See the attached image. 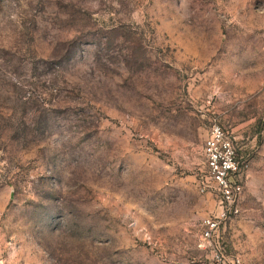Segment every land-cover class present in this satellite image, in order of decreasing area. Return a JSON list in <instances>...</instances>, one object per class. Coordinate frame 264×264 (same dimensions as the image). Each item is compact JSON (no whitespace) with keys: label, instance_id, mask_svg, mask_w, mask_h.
<instances>
[{"label":"rangeland","instance_id":"1","mask_svg":"<svg viewBox=\"0 0 264 264\" xmlns=\"http://www.w3.org/2000/svg\"><path fill=\"white\" fill-rule=\"evenodd\" d=\"M214 122L244 184L220 261ZM0 264H264V0H0Z\"/></svg>","mask_w":264,"mask_h":264},{"label":"built area","instance_id":"2","mask_svg":"<svg viewBox=\"0 0 264 264\" xmlns=\"http://www.w3.org/2000/svg\"><path fill=\"white\" fill-rule=\"evenodd\" d=\"M207 174L199 179L202 193L215 198V211L203 220L202 237L213 248L218 261L223 259L220 228L241 213L244 196L242 166L233 137L219 122H214L205 138ZM240 262L239 259L236 260Z\"/></svg>","mask_w":264,"mask_h":264}]
</instances>
